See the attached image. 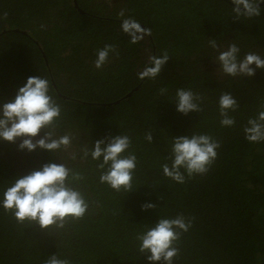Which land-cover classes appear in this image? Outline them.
Returning a JSON list of instances; mask_svg holds the SVG:
<instances>
[{"label": "trees", "instance_id": "trees-1", "mask_svg": "<svg viewBox=\"0 0 264 264\" xmlns=\"http://www.w3.org/2000/svg\"><path fill=\"white\" fill-rule=\"evenodd\" d=\"M111 5L0 0V104L13 100L29 77L47 79L61 107L56 133L71 137L67 149L53 153L20 151L21 141L0 140V199L17 179L44 164L64 163L84 177L75 186L90 204L83 219L49 230L20 223L0 207V264H44L59 254L72 264H149L150 253L138 251L137 234L178 214L193 226L182 235L174 264H264V142L250 143L243 132L264 104V70L253 77L226 76L209 46L215 40L223 50L235 42L241 58L248 52L264 57V4L251 19H236L231 0H118L124 17ZM129 17L150 28L151 36L131 44L121 30ZM108 44L118 54L110 53L97 69L96 52ZM164 51L170 59L160 75L140 80L149 57ZM178 88L202 95L203 111L179 113ZM223 92L239 105L230 113L233 127L220 124ZM149 132L152 143L145 139ZM193 133L209 134L221 147L206 175L185 173L179 184L161 166L171 163V140ZM117 135L130 137L129 150L138 160L131 192L101 184L98 162L83 154ZM146 203L156 208L145 211Z\"/></svg>", "mask_w": 264, "mask_h": 264}, {"label": "clouds", "instance_id": "clouds-1", "mask_svg": "<svg viewBox=\"0 0 264 264\" xmlns=\"http://www.w3.org/2000/svg\"><path fill=\"white\" fill-rule=\"evenodd\" d=\"M231 2L235 5L232 12L236 19L260 16V5L264 4V0ZM119 15L124 17V11ZM4 18H7V13ZM121 30L130 37L131 44H137L152 34L150 28L142 27L130 17L122 19ZM209 46L216 50L215 60L220 65V72L226 76L253 77L256 69L264 70V57L248 52L241 58L240 48L235 42L228 44L223 50L215 40H209ZM110 53H117L116 47L111 44L97 50L94 61L97 69L105 65ZM169 59L167 51L159 56H150L148 65L138 73L139 79H156ZM49 91L47 79L29 77L13 100L0 104V140L15 143L20 138V151L35 152L39 148L53 153L62 148L67 149L71 145V137L58 136L56 133L61 107L53 100ZM166 92V88L160 90L161 95ZM204 99L191 89L178 88L174 103L179 113L188 115L191 112H202ZM218 106L221 126H235L236 120L230 113L239 108L236 99L230 93L223 92L219 96ZM42 130L44 135L40 136ZM243 132L250 143L264 142V104H261L255 117L248 119ZM145 139L152 143L153 134L147 133ZM220 147L219 140L209 134L193 133L191 136L176 137L171 140V163L161 166L163 174L179 184L185 183V173L188 178L206 175L216 161ZM130 148V137L117 135L96 141L95 146L85 148L83 154L85 158L90 156L98 162L101 184H106L116 192H131L138 160ZM83 179L79 171L64 163L44 164L41 169L32 171L8 186L3 191L0 207L11 212L20 223H36L43 230L62 229L69 221L83 219L89 211V201L75 186ZM154 208L155 204L142 205L145 211ZM192 226V219L183 214L161 218L154 227H147L137 234L138 251L146 255L150 253L147 255L149 264H174L180 254L179 241ZM44 264H72V261L59 254L49 256Z\"/></svg>", "mask_w": 264, "mask_h": 264}, {"label": "rangeland", "instance_id": "rangeland-1", "mask_svg": "<svg viewBox=\"0 0 264 264\" xmlns=\"http://www.w3.org/2000/svg\"><path fill=\"white\" fill-rule=\"evenodd\" d=\"M118 1V0H117ZM117 1L116 0H108V2L110 3V4H112L111 6H113V7H116L118 10L116 11V14L117 15H119V13L122 11V10H120V8L121 7H117L116 5H117ZM17 141H21V139H17ZM1 156V155H0Z\"/></svg>", "mask_w": 264, "mask_h": 264}]
</instances>
